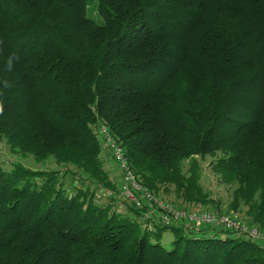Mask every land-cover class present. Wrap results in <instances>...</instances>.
I'll return each instance as SVG.
<instances>
[{"label":"trees","instance_id":"1","mask_svg":"<svg viewBox=\"0 0 264 264\" xmlns=\"http://www.w3.org/2000/svg\"><path fill=\"white\" fill-rule=\"evenodd\" d=\"M0 103V142L59 166L0 168V264H264L236 231L143 228L98 134L153 195L264 231V0H0Z\"/></svg>","mask_w":264,"mask_h":264},{"label":"built area","instance_id":"2","mask_svg":"<svg viewBox=\"0 0 264 264\" xmlns=\"http://www.w3.org/2000/svg\"><path fill=\"white\" fill-rule=\"evenodd\" d=\"M98 133L103 138L119 170L118 197L129 201L138 210L139 217L143 221L151 225L153 223L163 225L184 223L195 231L205 226L221 227L244 234L247 238L264 242V231L225 211H219L213 207L194 209L178 206L171 201L153 195L146 186L138 181L123 148L111 135L108 127L105 124L99 125ZM107 193L110 194L108 191Z\"/></svg>","mask_w":264,"mask_h":264},{"label":"rangeland","instance_id":"3","mask_svg":"<svg viewBox=\"0 0 264 264\" xmlns=\"http://www.w3.org/2000/svg\"><path fill=\"white\" fill-rule=\"evenodd\" d=\"M90 13L88 15H90ZM92 17L94 19H100L97 16V14L92 15ZM104 149L109 154V151L106 148V146ZM109 156H110L111 161L114 164V167L118 169L116 162L112 159L110 154L108 155V157ZM212 160L213 159L208 155L202 158L197 157V162L199 164L200 174H201L200 183L202 184L204 190L209 192L212 198L220 201V206L222 208H227L228 202L231 199V188L228 185L222 183L217 177V175L213 172V169L211 167ZM14 163L21 164L25 167H28L34 170H46V169H58L59 168V166L54 162L52 158H48L44 161H37L33 158L31 154H20V153L11 152L9 150L7 143L5 141H1L0 142V168L5 169V170H10L13 167ZM105 163H106V169L109 171V167L107 163V156H106ZM186 167H187V163L185 162L183 170H185ZM112 178L115 181L117 180L115 176H113ZM67 183L69 184L70 181L68 180ZM120 210H122V208H120ZM233 215L236 216L235 214ZM236 217H238V215ZM138 220L140 221L141 226L143 228H146L147 230L152 229L151 224L143 221L140 217H138ZM170 240H171L170 234L167 232L164 233L163 242L169 243Z\"/></svg>","mask_w":264,"mask_h":264},{"label":"clouds","instance_id":"4","mask_svg":"<svg viewBox=\"0 0 264 264\" xmlns=\"http://www.w3.org/2000/svg\"><path fill=\"white\" fill-rule=\"evenodd\" d=\"M18 60H19V57H18L15 53L11 54V55L8 57L7 62H6L7 69H8L9 71H11L12 68H13V64H14V62H16V61H18ZM4 86H5V87H9V86H10V85H9V82L4 81ZM3 111H4V106H3L2 103H0V114H2Z\"/></svg>","mask_w":264,"mask_h":264},{"label":"crops","instance_id":"5","mask_svg":"<svg viewBox=\"0 0 264 264\" xmlns=\"http://www.w3.org/2000/svg\"><path fill=\"white\" fill-rule=\"evenodd\" d=\"M105 154V158H106V156H107V163H108V167H109V174L113 177V176H115L116 177V181H117V183L119 184V182H120V174H119V170L118 169H116L115 167H114V164H113V162L111 161V159H110V156L108 157V153L106 152V153H104Z\"/></svg>","mask_w":264,"mask_h":264}]
</instances>
